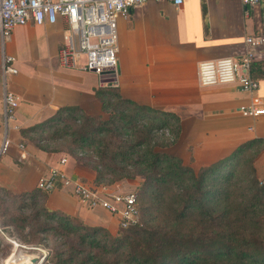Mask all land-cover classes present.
<instances>
[{"label": "crops", "instance_id": "1", "mask_svg": "<svg viewBox=\"0 0 264 264\" xmlns=\"http://www.w3.org/2000/svg\"><path fill=\"white\" fill-rule=\"evenodd\" d=\"M263 3L251 8L240 0H183L179 6L149 0L116 20L115 84L119 95L137 104L175 114L179 135L168 149L193 168L229 155L239 145L263 141L254 158L257 179H264V116H243L240 106L264 105V78L253 91L236 83L200 86L197 65L220 57L238 58L246 50L244 38L262 24ZM66 23L30 22L12 29L3 53L14 58L16 73L7 87L19 98L14 121L9 123V144L0 154V187L19 193L31 191L50 167L92 184L93 172L66 158L58 165L57 153L38 149L21 130L51 117L61 107L76 106L84 114L102 117L95 91L103 79L89 71L60 64ZM253 62H264V45L251 50ZM1 53V51H0ZM17 125L12 129V125ZM2 86L0 81V142ZM129 181L114 182L116 191L132 190ZM45 206L79 218L89 226L115 233L116 216L101 207L88 208L67 188L57 186L46 195Z\"/></svg>", "mask_w": 264, "mask_h": 264}, {"label": "trees", "instance_id": "2", "mask_svg": "<svg viewBox=\"0 0 264 264\" xmlns=\"http://www.w3.org/2000/svg\"><path fill=\"white\" fill-rule=\"evenodd\" d=\"M250 75L264 78V62H252ZM95 96L106 118L61 107L21 135L53 153L62 148L50 142L66 140L65 153L93 172L94 186L137 181L139 222L112 234L48 209L49 191L0 187V227L37 246L52 239L40 264H264V182L253 167L262 140L193 168L168 150L180 131L175 114L122 98L116 85Z\"/></svg>", "mask_w": 264, "mask_h": 264}, {"label": "built area", "instance_id": "3", "mask_svg": "<svg viewBox=\"0 0 264 264\" xmlns=\"http://www.w3.org/2000/svg\"><path fill=\"white\" fill-rule=\"evenodd\" d=\"M149 0H0V81L2 86V136L0 154L8 144L9 123L15 119L19 98L7 87V77L17 71L14 58L3 53V45L16 26L28 22L34 25L53 24L58 18L66 23V36L58 53L62 66L81 69L106 79L116 68V20L126 18L135 8ZM161 1V0H155ZM179 6L183 0H164ZM246 8H251L264 0H240ZM246 50L238 58L220 57L201 61L197 65V82L200 86L236 83L243 91H253L258 82L250 75L253 62L252 49L264 45V11L260 30L244 38ZM116 85L115 81L103 82ZM243 116H264V105L255 102L240 106ZM16 129L17 125H12ZM66 162L58 159V165ZM264 179L258 181L262 185ZM59 185L67 188L78 201L88 208L101 207L116 216L118 227L127 228L139 222L135 190L116 191L112 186H94L67 176L60 168L50 167L40 176L36 187L50 191ZM29 249H36L30 247ZM44 255V254H43ZM42 255V256H43ZM42 259V258H41Z\"/></svg>", "mask_w": 264, "mask_h": 264}, {"label": "rangeland", "instance_id": "4", "mask_svg": "<svg viewBox=\"0 0 264 264\" xmlns=\"http://www.w3.org/2000/svg\"><path fill=\"white\" fill-rule=\"evenodd\" d=\"M107 115L104 113L103 118H106ZM52 146H56L58 148H62L61 152H57V154L60 157L70 158L64 150L67 149V142L66 140L56 139L55 141L50 142ZM251 156V153L246 155ZM59 157V158H60ZM58 158V159H59ZM72 159V158H70ZM254 161V160H253ZM125 181V180H121ZM137 181H131L130 186L131 189L136 188ZM242 187H244V184H242ZM52 239L48 238L45 242H43L42 245H36L34 243H28L25 242L21 236L20 233L14 229L13 227H0V264H4V260L10 256V254H18L21 252L22 254H27L28 256H38L40 259L39 264L42 262L46 255V247L44 244H50L52 243ZM36 245V246H35ZM30 247H36V249H29ZM44 254V255H43ZM43 255V256H42ZM11 257V256H10ZM42 258V259H41Z\"/></svg>", "mask_w": 264, "mask_h": 264}, {"label": "water", "instance_id": "5", "mask_svg": "<svg viewBox=\"0 0 264 264\" xmlns=\"http://www.w3.org/2000/svg\"><path fill=\"white\" fill-rule=\"evenodd\" d=\"M100 77L103 79V82H111V81H115V77L114 74H111L110 77L108 79H106V75L105 74H101ZM40 259L38 258V256H28L27 258H25L24 260H22L19 264H39Z\"/></svg>", "mask_w": 264, "mask_h": 264}, {"label": "bare ground", "instance_id": "6", "mask_svg": "<svg viewBox=\"0 0 264 264\" xmlns=\"http://www.w3.org/2000/svg\"><path fill=\"white\" fill-rule=\"evenodd\" d=\"M10 256L4 260V264H19L22 260L28 257L27 254H22L21 252L18 254H10Z\"/></svg>", "mask_w": 264, "mask_h": 264}]
</instances>
